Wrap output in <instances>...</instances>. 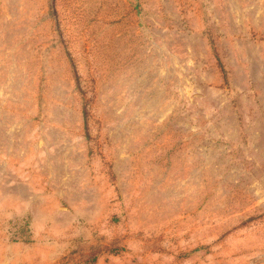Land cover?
<instances>
[{"label":"rangeland","instance_id":"rangeland-1","mask_svg":"<svg viewBox=\"0 0 264 264\" xmlns=\"http://www.w3.org/2000/svg\"><path fill=\"white\" fill-rule=\"evenodd\" d=\"M0 264H264V0H0Z\"/></svg>","mask_w":264,"mask_h":264}]
</instances>
